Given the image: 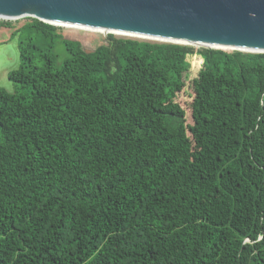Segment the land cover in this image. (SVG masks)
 <instances>
[{"label": "trees", "instance_id": "obj_1", "mask_svg": "<svg viewBox=\"0 0 264 264\" xmlns=\"http://www.w3.org/2000/svg\"><path fill=\"white\" fill-rule=\"evenodd\" d=\"M31 19L0 88V264H264V53H86Z\"/></svg>", "mask_w": 264, "mask_h": 264}, {"label": "water", "instance_id": "obj_2", "mask_svg": "<svg viewBox=\"0 0 264 264\" xmlns=\"http://www.w3.org/2000/svg\"><path fill=\"white\" fill-rule=\"evenodd\" d=\"M0 17L264 53V0H0Z\"/></svg>", "mask_w": 264, "mask_h": 264}, {"label": "rangeland", "instance_id": "obj_3", "mask_svg": "<svg viewBox=\"0 0 264 264\" xmlns=\"http://www.w3.org/2000/svg\"><path fill=\"white\" fill-rule=\"evenodd\" d=\"M32 19L30 17H19L16 19H0V88L5 89L6 91H11L13 88L12 82L8 79V72L16 69L18 64V51L16 46L15 38L11 39V33L16 30L18 27L25 23L31 22ZM54 26V31L57 34H60L64 38H68L71 40L78 41L81 45L82 49L93 50L100 44L107 43L108 35H112L115 38H132L138 39L141 41H152V42H161L162 41H154L147 40L144 38H136V37H127L121 35L114 34H106L102 35L95 32L73 29V28H65L60 26ZM190 46V45H188ZM194 50H200V46H191ZM227 52H231L233 50H225ZM236 51V50H234ZM60 52V51H59ZM190 67L188 72V77L186 80H191L197 74V71L200 69L202 59L197 53H193L189 57ZM178 103L184 108L186 112V118L189 121V116L187 115L189 111V101H190V91L187 86L184 87V91L181 92L177 99Z\"/></svg>", "mask_w": 264, "mask_h": 264}, {"label": "bare ground", "instance_id": "obj_4", "mask_svg": "<svg viewBox=\"0 0 264 264\" xmlns=\"http://www.w3.org/2000/svg\"><path fill=\"white\" fill-rule=\"evenodd\" d=\"M0 19H5V18L0 17ZM52 25L65 27V28L80 29V30H85V31L99 33V34H102V35L114 34V35H121V36H127V37H136V38H141V39L144 38V39H147V40L149 39V40H154V41L157 40V41H162V42L173 43V41L167 40V39H156V38H152V37H148V36H143V35H140V34H132V33H126V32H120V31H111V30L99 29V28L94 29V28H89V27H84V26H79V25L62 24V23H55V24H52ZM175 44H177V43H175ZM191 46H199V45H191ZM200 47H202V46H200ZM220 49L238 51V49L231 48V47H220ZM241 51L245 52L246 50L241 49Z\"/></svg>", "mask_w": 264, "mask_h": 264}, {"label": "built area", "instance_id": "obj_5", "mask_svg": "<svg viewBox=\"0 0 264 264\" xmlns=\"http://www.w3.org/2000/svg\"><path fill=\"white\" fill-rule=\"evenodd\" d=\"M201 64H202V62H201Z\"/></svg>", "mask_w": 264, "mask_h": 264}]
</instances>
